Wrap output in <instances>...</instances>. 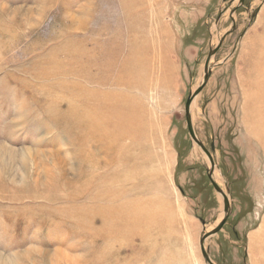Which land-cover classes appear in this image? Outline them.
Wrapping results in <instances>:
<instances>
[{
	"label": "rangeland",
	"instance_id": "rangeland-1",
	"mask_svg": "<svg viewBox=\"0 0 264 264\" xmlns=\"http://www.w3.org/2000/svg\"><path fill=\"white\" fill-rule=\"evenodd\" d=\"M193 4L0 0V264H207L203 240L215 264L264 263V248H256L264 242V0L185 8ZM92 36L121 45L130 40L135 55L113 75L119 88L108 98L67 101V80L44 81L38 73L51 65L57 46ZM224 37L211 57V77L190 106L197 139L217 168L213 177L231 198L223 229L209 236L224 219L225 204L209 178L210 159L189 134L186 105L203 86L210 51ZM142 48L150 60L137 80L146 88L137 85L127 96L128 87L119 84L143 69ZM69 106L89 112L65 115ZM139 116L144 130L149 127L141 147L104 138L130 129ZM83 119L96 123L88 130L103 138L84 140L90 136L77 129ZM130 166L143 167L146 180V187L134 186L144 195L130 198L155 201L149 209L162 211L148 242L122 229L107 236L100 215L90 226L85 219L99 207L97 196L116 202L127 196L118 180ZM120 203L104 214L114 226L127 221L112 217ZM138 220L140 214L131 215Z\"/></svg>",
	"mask_w": 264,
	"mask_h": 264
},
{
	"label": "bare ground",
	"instance_id": "bare-ground-1",
	"mask_svg": "<svg viewBox=\"0 0 264 264\" xmlns=\"http://www.w3.org/2000/svg\"><path fill=\"white\" fill-rule=\"evenodd\" d=\"M85 26H86V23H84V27ZM102 27L100 28V32L101 31H107V30H103ZM94 34H96V33H93V35ZM86 42H88V44ZM77 43H73L72 45H75V46L70 45L69 47H64L66 45L57 46L56 49L53 50V52L51 53L50 58H49L51 65L45 71L38 73V77L44 81L45 80H53L55 78H61V79H64L65 81L67 80L66 83L64 82L66 84V88H69V90L71 89V92L68 93L67 96L64 94L65 95L64 97H66L67 101H80V100L95 101L98 99L100 100V98H104V99L108 98L111 94L110 90H115L116 88H119L118 86H116L113 83V80H114L113 75L120 73V72L122 73L125 70L126 63H124V62L127 61L129 54L131 55L132 58L135 55L133 52V47L131 46V41L125 40V41H123V43L121 45V42H120V44H118L117 40H114L111 38L103 39L101 41L100 38L95 39L93 37V38L89 39V41L86 39L85 41H81V42H77ZM84 43H86L89 46V49L86 48L87 50L83 51V48H85ZM62 49H63V53H60ZM82 51H83V53H82ZM145 53H147L146 48H142V51L140 53V60H141V64L143 66V69L141 70V72L137 76L132 75L129 78L128 82H126L124 84H119L120 86H122L121 88L128 87V90L126 93L127 96H128V91L130 89L136 88L137 85L142 90H144L146 88L145 80L140 81V82L137 80L140 76H143V77L145 76L144 70H147V68H148L146 64H147V61H149L150 59L146 58ZM151 53L153 54L152 50H151ZM88 54H91V56H88ZM101 54L106 55L107 65H102L99 63L101 61V56H100ZM111 55H117V57H118L117 61L112 63V64L109 63V61H108L109 57ZM73 74H76L78 76V78L81 80H79V79L71 80L72 78H70V76ZM59 81H61V80H59ZM58 84H60V83H58ZM84 84H86V86ZM48 85H51V84H48ZM88 85H90L92 87V89H89ZM113 85H114V87H113ZM93 86H95V87L97 86L98 88H96V90H95L94 89L95 87H93ZM105 87H109L110 89H104ZM53 90H55V89L53 88ZM65 90L68 91V89H65ZM67 91H65V92H67ZM127 99H128V97H127ZM76 112H80L81 114H85V113L89 112V110L83 108V106L80 108H72L71 106H69L66 110L65 115H69V116L74 115V113H76ZM52 113L57 115V114L61 113V111L55 110ZM256 113L259 115V116H256V118L262 117L261 114L263 112L261 109H259ZM139 117H140L139 119L136 120V118H135L134 121L130 122V125H132V127H130V129H129V125H128V128L126 129V131L121 132V134L109 133L104 138L111 140L113 145H115V142H113V141H117L116 145L122 146L126 140H130V141H132L130 144H132L133 146L135 145V147H141V142H142L141 140L143 137L146 138V136H147L146 133H147V131H149L148 130L149 127H147V129L144 130V121L142 118L143 116H139ZM261 123L262 122L259 121L258 125ZM72 125H74V124H72ZM87 125H89V126H87ZM97 126L98 125L96 123L91 122V121H86V119H83V120H81L77 129L85 132L87 135L90 136L89 138L86 137L87 139H84L86 141H90L93 136H95L96 138L98 136L99 139H102L103 137H101L100 134L93 133L90 130H88L91 127L96 128ZM87 132H91V133H87ZM90 134H92V135H90ZM97 140H98V138H97ZM97 140H96V142H97ZM141 149H143V147ZM141 164L143 166V164H144L143 159L141 161ZM216 172H217V168L214 169V173H213V175L215 177H216ZM114 179L112 181H114ZM213 180L215 181L214 177H213ZM139 184L146 187V180L143 176V167L135 168L133 166H130L129 168L125 169V171L121 174L120 179L118 180V186L120 188H123L126 190L127 196L125 198L127 200H125V198L123 197L121 200H118V202H116L113 200L109 201L108 197L97 196L96 199L94 200V202H99L100 205L94 213L89 214L88 216L85 217L86 223L88 224V226H90V224H92L93 219L96 215H100L103 217L102 227L105 229L104 232L107 233V236L110 237V236L114 235L112 232H114L116 230L120 231L122 229V230H125V231L133 234V235H139L141 238L145 239L148 242V239L151 238L152 230L158 228L160 225L158 217L161 215L162 211L157 210V209L152 211L151 209H149V206H153L154 208L157 206V203L155 201L153 202V201L149 200L148 205H146V204L143 205V203H142L143 197L139 196L136 198H130L131 194H133V195L134 194L135 195H144L142 189H136V190L134 189V186L139 185ZM109 191L110 190L108 189L107 192H109ZM150 192L151 191H148L147 194H149ZM224 192L227 195V197L230 199L229 201H231V198L227 193L228 191L226 192L224 190ZM220 196H221L220 200L224 201L223 195L220 194ZM115 203H118V204L120 203V204H124V205H119V206L114 207L112 210V217H116L118 220H121L122 215H123V216L127 217V221H125V222L118 221L121 223H117L114 226L112 224L113 222H111V221L109 222L108 220H106L104 218V214L110 213L111 207H109V205L115 204ZM158 204H159V202H158ZM221 204H223V203H221ZM224 204H225V202H224ZM224 208H225V206H224ZM136 214H140V220H138V222L134 223L133 221H131V215L135 216ZM120 215H121V217H119ZM113 227H116V228L113 229ZM252 246H253V244H252ZM256 248L260 249V250L262 248H264V242H260V243L257 242ZM64 254H67V253H64Z\"/></svg>",
	"mask_w": 264,
	"mask_h": 264
},
{
	"label": "water",
	"instance_id": "water-1",
	"mask_svg": "<svg viewBox=\"0 0 264 264\" xmlns=\"http://www.w3.org/2000/svg\"><path fill=\"white\" fill-rule=\"evenodd\" d=\"M240 1H241V3L244 2V0H240ZM224 40H225V37L220 40L219 46L217 48H215L214 50L210 51V54H209V57H208V59L206 61V66H205V82H204L203 86L201 88H199V90L194 95L190 96V98L187 101V105H186V115H187L186 116V120H187L189 134H190L192 140L195 141L196 143H198V145H200V147H202V149L204 150V152L207 154L208 158L210 159V161H211V169H210V171L208 173L209 178H210V180L212 182V185L214 186L216 192L221 194V195H223L224 202H225V217L222 220V222L209 234V236L216 235L217 233H219L223 229V227H224V225H225V223H226V221H227V219H228V217H229V215L231 213V205H230L229 198L227 197V195L221 190V188L213 180V173H214V169H215V163H214L212 154L197 139V135H196L195 130L193 128L192 119H191V116H190V106H191V103H192L193 99L201 92L203 87L208 83L209 78L211 77V73H212L211 72V68H210L211 57L218 51V49L223 44ZM211 148H212L213 151H215V145L214 144L211 145ZM204 241L205 240L202 241L201 245H202V252H203L205 261L207 262V264H214L213 261L211 260L210 256H209V254L207 253L205 247H204Z\"/></svg>",
	"mask_w": 264,
	"mask_h": 264
},
{
	"label": "crops",
	"instance_id": "crops-1",
	"mask_svg": "<svg viewBox=\"0 0 264 264\" xmlns=\"http://www.w3.org/2000/svg\"><path fill=\"white\" fill-rule=\"evenodd\" d=\"M194 2H198V4H193V5H186L185 8H197V9H202L206 10L211 7V3L213 0H191Z\"/></svg>",
	"mask_w": 264,
	"mask_h": 264
}]
</instances>
